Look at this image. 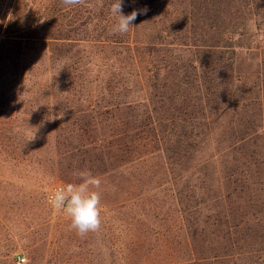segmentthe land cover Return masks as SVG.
<instances>
[{"label": "rangeland", "instance_id": "374dc122", "mask_svg": "<svg viewBox=\"0 0 264 264\" xmlns=\"http://www.w3.org/2000/svg\"><path fill=\"white\" fill-rule=\"evenodd\" d=\"M85 2L91 5L56 9L31 5L27 11L97 14L110 12L114 0ZM207 6L209 20L200 24L203 29L198 40L187 41V46L180 48L168 45L169 37L159 46L164 50L158 55L166 68L178 58L188 63L199 61L192 70L190 89L182 91L188 92L193 116L206 110V121H215L209 124V133L204 130L205 136L195 129L194 141L179 138L177 148L165 147L169 162L184 163L189 156L191 167L206 165L208 179L196 173L188 184L183 183L187 177L181 182L196 200L191 199L194 208L189 219L190 264H264V0H209ZM144 8L145 14H174L178 26L185 25L188 13L193 12L190 0L122 3L124 14ZM184 35L190 38V32ZM169 76L172 95L179 83L174 74ZM170 105L165 102L164 110ZM74 111L66 110L62 120L58 108L32 110L16 105L0 115L6 129L0 141L9 145L7 150L0 149V264H121L114 250L121 254L124 247L138 250L141 245L146 231V189H154L158 180L156 185L147 184L144 155L131 154L123 135L110 137L127 129L123 115L115 125L97 116L96 124L88 119V113ZM91 122L95 126L90 127ZM66 124L72 130L80 129L71 143L63 138ZM95 142L105 148H96ZM69 144L90 145L85 154L67 152ZM171 169L176 174L174 165ZM82 170L100 178L98 191L107 211L100 230L84 238L69 230L70 221L50 202L59 188L80 183L75 174ZM206 186L222 192L223 197L231 195L230 200L215 204L204 199ZM73 246L78 251L72 252Z\"/></svg>", "mask_w": 264, "mask_h": 264}, {"label": "trees", "instance_id": "16d2710c", "mask_svg": "<svg viewBox=\"0 0 264 264\" xmlns=\"http://www.w3.org/2000/svg\"><path fill=\"white\" fill-rule=\"evenodd\" d=\"M208 1L190 0L193 12L188 13L190 19L185 25L178 26L172 13L151 12L138 15L127 34L113 35L111 28L115 18L110 12H33L27 11L31 5L55 9L67 6L62 0L34 4L24 0L8 4L7 0H0V115L16 105L32 110L58 108L63 112L62 120L66 118V110L88 113V119L96 124H99L97 116L115 125L118 116L123 115L127 129L110 137L123 135L131 154L144 155L147 184L156 185L155 179L158 180L157 187L146 189L148 201L143 213L146 231L139 249L124 247L121 254L114 250L121 264L136 261H140L139 264H190L191 261L189 219L194 208L191 199L194 203L196 200L184 184L196 173L208 179L206 165L200 169L198 165L191 167L189 156L184 163L169 162V151L165 147L177 148L180 139L194 141L195 129H200L199 134L205 136L204 130L209 133V124L215 121H206V110L201 114L199 110L198 116H193L188 92L182 91V88L190 89L192 70H196L199 61L188 63L178 58L166 68L158 55L164 50L159 46L169 37L172 39L167 44L180 48L186 47L187 41L198 40L203 29L200 24L209 20ZM147 5L151 6L152 2ZM7 6L8 10L2 12ZM180 27H184L183 32H190V38L182 37ZM165 71L167 75L163 76L161 73ZM172 74L179 84L177 91L169 95L172 83H167ZM196 79L200 84V77ZM165 102L171 104L167 110L163 108ZM2 119L0 117V138L6 132ZM70 126L64 127L63 138L71 143L79 136L76 132L80 129L72 130ZM93 126L95 123L91 122L90 127ZM94 145L100 150L105 148L97 142ZM87 146L69 144L66 151L87 154ZM8 147V142L0 141V149ZM171 165L178 169L176 174L171 172ZM184 177L187 178L182 185ZM202 196L215 204L231 197L229 194L223 197L222 192L209 186L203 189ZM105 211L102 206L101 216Z\"/></svg>", "mask_w": 264, "mask_h": 264}, {"label": "clouds", "instance_id": "9594fccd", "mask_svg": "<svg viewBox=\"0 0 264 264\" xmlns=\"http://www.w3.org/2000/svg\"><path fill=\"white\" fill-rule=\"evenodd\" d=\"M62 3L65 6H76L83 5L85 0H62ZM122 3L123 0H114L110 6V14L115 18L111 28L113 35L127 34L137 16L147 12V8L134 9L130 14L125 15L122 11ZM75 175L81 182L68 183L59 188L50 197V202L53 208L64 213L70 221L69 230H74L79 237L84 238L89 233L98 232L102 226L101 192L98 191L101 180L87 170L79 171ZM71 251L76 252L78 249L73 246Z\"/></svg>", "mask_w": 264, "mask_h": 264}, {"label": "built area", "instance_id": "2783aa9c", "mask_svg": "<svg viewBox=\"0 0 264 264\" xmlns=\"http://www.w3.org/2000/svg\"><path fill=\"white\" fill-rule=\"evenodd\" d=\"M21 261H23V260H21Z\"/></svg>", "mask_w": 264, "mask_h": 264}]
</instances>
